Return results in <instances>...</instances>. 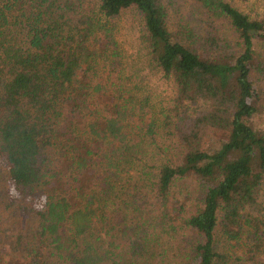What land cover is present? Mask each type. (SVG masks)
Returning <instances> with one entry per match:
<instances>
[{
    "label": "trees",
    "instance_id": "16d2710c",
    "mask_svg": "<svg viewBox=\"0 0 264 264\" xmlns=\"http://www.w3.org/2000/svg\"><path fill=\"white\" fill-rule=\"evenodd\" d=\"M256 43L248 2L0 0V264H264Z\"/></svg>",
    "mask_w": 264,
    "mask_h": 264
},
{
    "label": "rangeland",
    "instance_id": "374dc122",
    "mask_svg": "<svg viewBox=\"0 0 264 264\" xmlns=\"http://www.w3.org/2000/svg\"><path fill=\"white\" fill-rule=\"evenodd\" d=\"M237 5L242 7V9H247V2L252 6L253 9L262 12L264 11V0H234ZM119 25L121 27V35L120 40L123 41L125 49L128 53H133L132 51V44L135 41H138L139 35V27H138V20H136L135 16L132 13H127L121 16ZM254 50L260 52L261 54L264 52V47L261 46L259 43L254 45ZM145 73V72H144ZM145 75V74H144ZM258 83V82H257ZM144 88L147 86L151 89L155 96L158 95L155 101L159 99L166 101L170 95L171 90L169 87L162 82H158L156 77L153 76L150 71L145 75V79L143 82ZM165 103V102H163ZM212 135L209 132V137Z\"/></svg>",
    "mask_w": 264,
    "mask_h": 264
}]
</instances>
